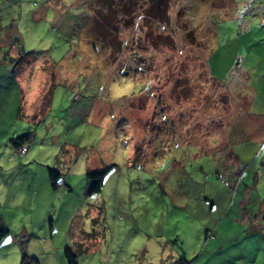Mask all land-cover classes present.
<instances>
[{
    "label": "rangeland",
    "instance_id": "rangeland-1",
    "mask_svg": "<svg viewBox=\"0 0 264 264\" xmlns=\"http://www.w3.org/2000/svg\"><path fill=\"white\" fill-rule=\"evenodd\" d=\"M165 1L157 21L150 0H0V35L31 53L25 104L43 101L20 128L0 66V264H264V0ZM34 131L26 166L10 140ZM46 167L69 190H44Z\"/></svg>",
    "mask_w": 264,
    "mask_h": 264
},
{
    "label": "trees",
    "instance_id": "trees-1",
    "mask_svg": "<svg viewBox=\"0 0 264 264\" xmlns=\"http://www.w3.org/2000/svg\"><path fill=\"white\" fill-rule=\"evenodd\" d=\"M150 3H151V5H153V7L151 9V11H152L151 17L157 21H165L166 1L165 0H155V1L150 0ZM104 6L109 9L110 3L106 4ZM109 14L110 13H108L107 16H110ZM93 20L95 21L98 28H99V26L104 28V25L106 23L105 22L106 19L104 16L100 17L99 15L98 16L96 15V16H94ZM97 27L95 29L93 28V31H90L91 36L102 37L101 38L102 40H99L101 43V46H103V44H104V46H103L104 49L108 48L110 54L113 53L115 50V48L113 46L118 44L117 42L119 41V40H117V33H116L115 25L111 26V31L104 28L107 31V34H106V32L103 33L104 35H102V33H101L103 28H101V30L99 31V29ZM10 28H12V27H9V29L5 30V32H4V35L7 34L6 36L9 37V41H8L9 46L6 47V50H4V52L2 54V60L6 59L8 61V63L11 64L10 67H11V70L13 71V68L19 67L22 64L21 59L24 60L26 57L28 58V56H30L31 53H24L22 51L19 38L16 35H11ZM151 41H152V39H151ZM13 49H16L15 57H11L9 55V50H13ZM31 139H32V133H25L23 135H20L16 139L10 140V144H11L12 148H14V150L16 151V150L20 149L21 147H24V144H27ZM104 173H105V170H101L98 172H87L84 174V179L89 183L87 195L91 196V195H98L99 194ZM46 175H47V180H48L49 185H50V189L52 191H55L56 190V183L59 180L60 174L53 169H47ZM5 233H6L5 230H3V228L0 227V239L5 235ZM63 254H64L66 264H76V255H75L73 250L64 249ZM19 264H38V263L33 259L26 258L23 255H21Z\"/></svg>",
    "mask_w": 264,
    "mask_h": 264
},
{
    "label": "crops",
    "instance_id": "crops-1",
    "mask_svg": "<svg viewBox=\"0 0 264 264\" xmlns=\"http://www.w3.org/2000/svg\"><path fill=\"white\" fill-rule=\"evenodd\" d=\"M10 30H11V32H10L11 35H16L15 34V31L13 30V28H10ZM2 35H0V38H1ZM24 64L25 63H23L21 65L24 66ZM10 65L11 64H9L6 59H3L2 60V57H1V59H0V66H3V68L6 69L4 71L6 74H8L11 77H13L11 79V81H10V85H12V89L11 90L14 89V91H11L12 93L9 94V96L11 98L10 101H7L5 103L2 102V103L3 104H6V105H8V104L11 105V103H12V105L9 107V109L10 108L11 109L14 108L15 113H14L13 119L20 122V124H21L20 125V128L27 129V131H30V128H33V130H34V127L33 126H36V123H39L42 120V119H40V113H41V109H42L41 104L43 103V101H41L42 99L39 98L35 94V92H34V93H31V95H33V96L31 98H29L30 100L25 104V100H24L25 99V95H24V91H23V88H22L23 86H22V83H21V80H20V78L22 77L21 74H23L22 73L23 70L21 68H19L20 67L19 66V67L13 68V71H12ZM4 72L2 71V69H0V73L2 75L4 74ZM8 80H10V79H8ZM214 80L217 81L215 78H214ZM223 81H226V80H223ZM217 82H219V81H217ZM43 109H44V112H46V114H47L48 111H49V109H48V101L45 103ZM245 113H248V112L246 111ZM0 123L3 124L1 121H0ZM46 129H48V128H46ZM20 135H23V134H20ZM34 135H36L35 131H34V134L32 133V137ZM0 144H3V142H0ZM7 145L9 146V143H7ZM2 146H5V145H2ZM24 147L26 148V152H25V157H26V155L29 153V151L30 150H33V149H32V146H28V144H24ZM12 150L15 151L14 148ZM5 152H8V149H6ZM4 156H6L7 163L10 164L11 161H12L11 155L7 154V155H4ZM25 157L22 160V162H23L24 165H26V162H29V161H33L34 162L35 161L32 156L26 157V158ZM25 168H24V170H25ZM47 169H50V168L46 167L45 168V171ZM84 169H85V171H84V174H85L86 171H88V162H87V160L85 161V167H84ZM2 170L3 169L0 166V171H2ZM53 170H55V169H53ZM55 171H57V170H55ZM84 174H83V176H84ZM46 178H47V175H46ZM59 182L63 183V187L62 188H64V187L67 188L68 187V186H66V184H65V182H64L63 179L62 180L61 179L58 180L57 183H59ZM84 182L85 183H84V186L82 188L83 189L82 191H83V194L87 195V190H88V187H89V183L85 179H84ZM43 188H44V190H46V189L49 190L50 189L49 182H48V185L43 186ZM67 189L69 190V188H67ZM50 191H51V189H50ZM1 209H5V208L3 206L2 207L0 206V210ZM0 225H1V227L2 226L3 227H6V225L4 224V221H3V218H2L1 212H0ZM22 230H25V228L23 227Z\"/></svg>",
    "mask_w": 264,
    "mask_h": 264
},
{
    "label": "built area",
    "instance_id": "built-area-1",
    "mask_svg": "<svg viewBox=\"0 0 264 264\" xmlns=\"http://www.w3.org/2000/svg\"><path fill=\"white\" fill-rule=\"evenodd\" d=\"M16 152H18L19 155H23L26 152V148L25 147H21L20 149H18ZM62 188L63 187V183L59 182L56 184V188Z\"/></svg>",
    "mask_w": 264,
    "mask_h": 264
}]
</instances>
